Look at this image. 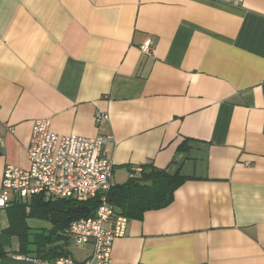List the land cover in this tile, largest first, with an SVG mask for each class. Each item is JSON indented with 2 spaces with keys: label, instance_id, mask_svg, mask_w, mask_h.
<instances>
[{
  "label": "crops",
  "instance_id": "0c3cea01",
  "mask_svg": "<svg viewBox=\"0 0 264 264\" xmlns=\"http://www.w3.org/2000/svg\"><path fill=\"white\" fill-rule=\"evenodd\" d=\"M38 119L107 138L112 188L136 168L185 178L127 218L111 264H264V0H0V189ZM0 242V264H33Z\"/></svg>",
  "mask_w": 264,
  "mask_h": 264
},
{
  "label": "built area",
  "instance_id": "2783aa9c",
  "mask_svg": "<svg viewBox=\"0 0 264 264\" xmlns=\"http://www.w3.org/2000/svg\"><path fill=\"white\" fill-rule=\"evenodd\" d=\"M211 1L226 4L232 2ZM140 49L145 55H150L153 48L146 41ZM96 118L100 120L106 116L98 114ZM107 140L101 136L59 137L51 132L49 119L36 120L26 149L29 168L5 167L0 189V208H7L12 201L32 196H41L47 201L67 199L85 203L97 200L95 215L73 221L65 234L73 239L76 246H91V257L82 264H111L113 241L124 236L128 220L116 213L107 200L114 173L113 162L103 151ZM140 171L139 168L134 169L129 178ZM22 258L33 264H80L70 257L54 261Z\"/></svg>",
  "mask_w": 264,
  "mask_h": 264
},
{
  "label": "trees",
  "instance_id": "16d2710c",
  "mask_svg": "<svg viewBox=\"0 0 264 264\" xmlns=\"http://www.w3.org/2000/svg\"><path fill=\"white\" fill-rule=\"evenodd\" d=\"M184 182L185 178L179 173L171 176L166 169H141L126 183L111 188L107 200L118 214L138 219L144 212L167 207L172 202L173 193ZM97 207V200L85 203L67 199L47 201L41 196L15 200L5 208L7 227L0 233V239H16L17 253L35 259L54 261L69 257L71 238L65 230L73 221L94 216ZM28 219L45 221L50 229L31 228ZM5 254L4 245L0 242V256Z\"/></svg>",
  "mask_w": 264,
  "mask_h": 264
},
{
  "label": "rangeland",
  "instance_id": "374dc122",
  "mask_svg": "<svg viewBox=\"0 0 264 264\" xmlns=\"http://www.w3.org/2000/svg\"><path fill=\"white\" fill-rule=\"evenodd\" d=\"M117 177L118 178L116 179V182H118V183H122L123 180H125L127 178L126 176H124V177L117 176ZM27 223L32 228H40V227L48 228V227H50L49 223L42 221V220H37V219H28Z\"/></svg>",
  "mask_w": 264,
  "mask_h": 264
},
{
  "label": "bare ground",
  "instance_id": "6f19581e",
  "mask_svg": "<svg viewBox=\"0 0 264 264\" xmlns=\"http://www.w3.org/2000/svg\"><path fill=\"white\" fill-rule=\"evenodd\" d=\"M2 209H5V208H2Z\"/></svg>",
  "mask_w": 264,
  "mask_h": 264
}]
</instances>
